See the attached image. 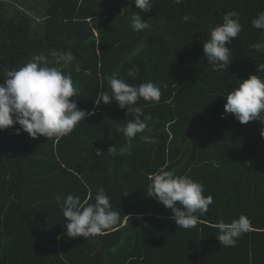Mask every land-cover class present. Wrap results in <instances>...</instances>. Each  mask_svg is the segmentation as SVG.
I'll return each instance as SVG.
<instances>
[{
  "label": "trees",
  "instance_id": "trees-1",
  "mask_svg": "<svg viewBox=\"0 0 264 264\" xmlns=\"http://www.w3.org/2000/svg\"><path fill=\"white\" fill-rule=\"evenodd\" d=\"M151 2L141 12L131 0H0V80L34 55L70 52L74 61L50 66L79 87L77 108L94 112L59 139L17 135L18 125L0 130V264H264V122L242 124L224 112L226 95L242 80L264 76L256 71L264 52L251 47L264 42L251 23L264 0ZM233 10L242 31L226 45L227 69L213 71L203 42ZM133 12L147 29H132ZM185 15L192 19L183 22ZM112 74L130 85H160L158 102L135 105L141 119L151 117V131L129 140L118 130L135 113L100 99L101 91L112 94ZM165 165L213 198L194 228L177 226L171 210L148 196L149 176ZM101 187L122 218L103 235L69 237L55 196L83 201L90 188L94 203ZM241 214L253 230L225 247L213 225Z\"/></svg>",
  "mask_w": 264,
  "mask_h": 264
},
{
  "label": "clouds",
  "instance_id": "clouds-1",
  "mask_svg": "<svg viewBox=\"0 0 264 264\" xmlns=\"http://www.w3.org/2000/svg\"><path fill=\"white\" fill-rule=\"evenodd\" d=\"M174 2L182 4L183 0ZM131 3L141 12L148 11L152 4L151 0H131ZM191 19L190 15L182 17L183 22ZM251 23L253 27L264 32V12H260ZM131 27L134 31H142L149 24L133 12ZM209 27V37L203 42L204 57L213 71H224L232 61V50L226 45H230L233 38H237L242 31L240 14L234 10L229 11L223 15L221 23ZM99 42L98 40L97 44ZM251 47L257 52H264V42L254 43ZM49 56L54 59L50 61ZM75 59L70 52L51 50L48 55L40 53L32 56L28 62L16 69L5 70L4 77L0 80V130L18 125L15 129L17 135L25 132L33 139L38 136L59 139L70 134L86 116L93 115L94 112L77 108L73 98L80 96V90L71 75L58 67L50 66L61 61L67 64ZM138 71V68L133 67L128 75L135 77ZM256 71L264 73V64L258 65ZM107 80L112 94L104 91L98 93L103 104L107 105L114 100L120 108H127L135 113L134 119L118 130L129 140L145 130L151 131L147 124L151 117L144 116L141 119L143 111L135 105L140 98L158 102L161 96L160 85L151 81L130 85L119 78L118 74L108 76ZM225 99L224 112L233 114L240 123L252 120L264 122V76L255 73L250 75L230 91ZM94 103L100 104L99 100ZM141 138L151 142L150 137ZM108 150L115 151L114 148ZM125 151L120 149V154L123 155ZM96 154L99 155L100 152ZM166 169L167 165L149 176L151 183L148 196L171 210L177 226L184 229L194 228L200 222V217L208 211L213 198L211 195H203L204 186L199 181L187 175H177L175 170ZM91 199L90 188L83 201L79 195L74 194L66 197L59 194L55 196L63 217L67 220L64 227L69 237L79 236L86 239L103 235L105 230L116 225L122 218L117 210H113L104 188L97 189L94 203H89ZM123 218L129 221L128 216ZM213 227L218 229L219 235L216 238L225 247H235L241 236L253 230L250 219L243 214L230 223L221 220Z\"/></svg>",
  "mask_w": 264,
  "mask_h": 264
}]
</instances>
